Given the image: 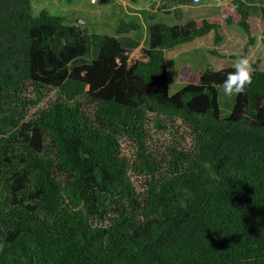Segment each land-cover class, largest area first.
Returning <instances> with one entry per match:
<instances>
[{
  "label": "trees",
  "instance_id": "1",
  "mask_svg": "<svg viewBox=\"0 0 264 264\" xmlns=\"http://www.w3.org/2000/svg\"><path fill=\"white\" fill-rule=\"evenodd\" d=\"M149 1L180 17L183 5H226L150 23L148 45L132 47L120 35L134 19L88 32L34 16L32 0H0V264H264V70L222 116L218 86L233 65L170 94L166 59L210 32L218 43L231 24L252 41L264 0ZM160 116L180 118L191 145L150 148ZM132 172L150 175L143 192Z\"/></svg>",
  "mask_w": 264,
  "mask_h": 264
},
{
  "label": "rangeland",
  "instance_id": "2",
  "mask_svg": "<svg viewBox=\"0 0 264 264\" xmlns=\"http://www.w3.org/2000/svg\"><path fill=\"white\" fill-rule=\"evenodd\" d=\"M225 2L183 5L180 7V17L176 16L174 11L168 13L158 7L151 8L149 0H97L96 3H91L90 0H32L34 16L46 9L52 14L64 15L67 22L80 24L88 32L116 34V27L121 20L134 19L139 22L140 27L120 35L122 40L132 47L148 45L150 23L174 24L186 22L191 18L213 17L226 5ZM250 23L252 41L236 24H231L220 29L222 39L218 43L214 42L213 32H210L168 49L166 59L169 93L173 94L194 81L206 67L222 68L234 65L241 57L249 58L253 67L264 70V21L258 11L252 12ZM96 53L97 49L93 48L90 53L78 58L76 63L90 61ZM53 93L54 90L47 98ZM235 97L236 95L225 96L222 87L218 86V102L222 116L231 112ZM159 119L165 127L158 126L155 122L149 124L150 148L165 152L170 144L177 145L180 142L186 147L191 145L190 131L180 118L168 119L160 116ZM135 149L132 142L123 140V150L127 156L132 157ZM161 165L165 167L166 163L161 162ZM149 178V174L132 172L136 191L143 192Z\"/></svg>",
  "mask_w": 264,
  "mask_h": 264
},
{
  "label": "clouds",
  "instance_id": "3",
  "mask_svg": "<svg viewBox=\"0 0 264 264\" xmlns=\"http://www.w3.org/2000/svg\"><path fill=\"white\" fill-rule=\"evenodd\" d=\"M234 70L228 72L221 87L224 95L231 97L233 95L243 94L246 87L251 84L254 68L247 57L237 59L233 65ZM3 245L0 244V250Z\"/></svg>",
  "mask_w": 264,
  "mask_h": 264
},
{
  "label": "built area",
  "instance_id": "4",
  "mask_svg": "<svg viewBox=\"0 0 264 264\" xmlns=\"http://www.w3.org/2000/svg\"><path fill=\"white\" fill-rule=\"evenodd\" d=\"M90 2H91V3H96V2H97V0H90Z\"/></svg>",
  "mask_w": 264,
  "mask_h": 264
}]
</instances>
